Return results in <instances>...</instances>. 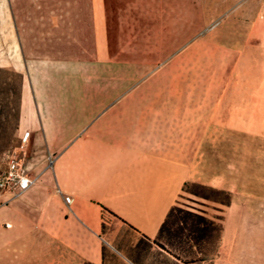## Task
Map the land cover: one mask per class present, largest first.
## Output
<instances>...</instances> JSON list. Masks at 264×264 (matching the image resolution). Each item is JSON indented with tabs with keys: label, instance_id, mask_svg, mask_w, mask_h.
<instances>
[{
	"label": "crops",
	"instance_id": "0c3cea01",
	"mask_svg": "<svg viewBox=\"0 0 264 264\" xmlns=\"http://www.w3.org/2000/svg\"><path fill=\"white\" fill-rule=\"evenodd\" d=\"M21 1L25 3L16 2ZM34 1L60 7L54 13L36 11L30 18L13 11L14 35L0 67H13L23 76V144L31 133L34 146L48 149L55 159L49 169L36 159L31 166L25 163L38 181L24 196L0 191V227L15 235L23 220H31L34 229L44 228L80 260L102 264L105 213L154 240L179 205L186 183L228 189L216 183L222 175L202 181V164L210 157L204 148L213 132H264V31L259 29L264 21L252 23L242 41L219 45L226 54L214 61L215 68H224L215 71L214 90L148 91L146 80L136 76V68L147 62L103 54L109 50L104 42L109 0H29ZM0 2L9 29L8 8L14 0ZM113 3L116 36L121 28L116 21L128 15L136 21L138 1ZM128 30L136 34V26ZM117 69H127L128 75L116 74ZM240 258L249 255L240 253ZM211 264L233 263L219 251Z\"/></svg>",
	"mask_w": 264,
	"mask_h": 264
},
{
	"label": "rangeland",
	"instance_id": "374dc122",
	"mask_svg": "<svg viewBox=\"0 0 264 264\" xmlns=\"http://www.w3.org/2000/svg\"><path fill=\"white\" fill-rule=\"evenodd\" d=\"M16 1L9 3L12 23L9 29L6 19L0 16V60L5 53L8 54L10 38L14 35V20L11 18L14 13L30 18L36 11L54 13L60 7L59 4L38 1ZM113 1L106 4L111 14L104 42L109 50L103 54L106 57L116 55V59L147 62L136 68V76L146 80L145 90L148 91L203 93L214 90L215 71L224 70L215 68L214 61L222 60L226 54L219 45L242 41L247 31L254 27L252 23L264 21V0H191L184 5L171 0H137L136 21H129V15L116 21L121 28L115 36L112 34V13L116 11ZM120 7L129 12L127 3ZM4 11V4L0 2V13ZM28 21L31 20L25 23ZM132 25L136 26V34H133ZM260 27L264 31V23ZM89 38L92 42V37ZM114 41L116 50L113 49ZM89 54L91 56L94 52ZM169 59L175 62L166 65ZM126 71L117 69L116 74L128 75ZM20 75L13 67H0V172L6 166L8 154H17L30 166L36 159L37 163L41 161L39 166L44 163L42 166L48 169L55 159L48 149L34 146L31 133H28L26 145L23 144L15 109L18 103L15 90L19 89ZM121 87L124 89L123 84ZM210 134L209 146L204 148L210 157L202 164V181L213 175H222L216 183L232 192V205H217L184 192L178 207L193 213H197L193 210L195 207L204 209L208 215L198 214L223 225V242L218 247L212 246V256L222 251L233 264H264V132L217 131ZM38 169L36 172L40 171ZM192 201L206 203L210 208ZM105 221L102 230L104 247L108 255L114 257H108L106 264H182L157 245L151 248L144 237L109 213H105ZM21 226L19 234L9 236L0 227V264H88L66 250L59 241L54 242L44 228L34 229L31 220H23ZM140 241L148 247L138 248ZM168 251L179 253L170 247ZM240 253H247L249 259L241 260ZM184 255L192 257L188 253Z\"/></svg>",
	"mask_w": 264,
	"mask_h": 264
},
{
	"label": "trees",
	"instance_id": "16d2710c",
	"mask_svg": "<svg viewBox=\"0 0 264 264\" xmlns=\"http://www.w3.org/2000/svg\"><path fill=\"white\" fill-rule=\"evenodd\" d=\"M20 78L19 89L15 90L18 101L15 108L17 117L20 115L23 76L20 75ZM5 89L7 90V88H3L2 90L5 91ZM0 124H2L1 118ZM184 192L217 205L226 207L232 205V192L228 190L201 183H186ZM102 229H105L104 224ZM223 231V225L215 220L174 206L168 213L156 239L151 240L146 236H144V239L148 241L151 248L152 245H157L160 249L172 255L175 260L182 264H197L212 262L216 258L218 251L213 256L210 251L212 246L218 247L221 243ZM147 247L148 245L143 241H140L138 244V248L140 249H145ZM169 247L174 248L179 253H170L168 251ZM194 249L196 251H194ZM187 253L192 257H185L184 254ZM108 257L114 258L108 255V251L106 247H104L102 264H106Z\"/></svg>",
	"mask_w": 264,
	"mask_h": 264
},
{
	"label": "built area",
	"instance_id": "2783aa9c",
	"mask_svg": "<svg viewBox=\"0 0 264 264\" xmlns=\"http://www.w3.org/2000/svg\"><path fill=\"white\" fill-rule=\"evenodd\" d=\"M6 158L7 167L0 173V191H9L14 198H20L36 185L38 178L29 174L17 154H8Z\"/></svg>",
	"mask_w": 264,
	"mask_h": 264
}]
</instances>
